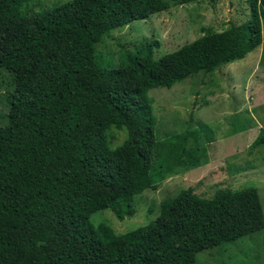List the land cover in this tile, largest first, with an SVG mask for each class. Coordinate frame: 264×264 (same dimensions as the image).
<instances>
[{
	"label": "trees",
	"instance_id": "1",
	"mask_svg": "<svg viewBox=\"0 0 264 264\" xmlns=\"http://www.w3.org/2000/svg\"><path fill=\"white\" fill-rule=\"evenodd\" d=\"M29 1L0 0V264H197L264 229L254 188L210 197L189 188L190 206L164 203L160 217L124 234L90 223L106 209L132 217L136 197L208 159L189 131L156 138L149 92L255 51L264 0L159 60L157 42L122 47L116 67L97 53L111 32L201 0H71L22 14ZM113 129L127 131L117 148ZM263 146L264 130L251 147Z\"/></svg>",
	"mask_w": 264,
	"mask_h": 264
},
{
	"label": "rangeland",
	"instance_id": "2",
	"mask_svg": "<svg viewBox=\"0 0 264 264\" xmlns=\"http://www.w3.org/2000/svg\"><path fill=\"white\" fill-rule=\"evenodd\" d=\"M69 1L31 0L21 12H42ZM246 1L201 0L172 6L145 21L114 30L97 46V53L107 66L116 67L122 47L157 42L151 56L159 60L199 39L209 29L222 32L231 23L242 22L248 12ZM262 29L261 46L243 60L213 74L199 73L171 89L149 92L156 138L163 140L189 131L194 138H201L208 159L196 169L165 180L158 190L149 189L136 197L132 217L120 221L110 209L94 213L90 219L94 227L105 224L124 234L146 226L160 217L164 203L167 207H173V203L178 209L190 206L192 202L183 195L189 188L205 197L221 189L254 188L264 212V146L251 147L264 130V20ZM113 134L111 148H117L126 140L127 131L113 129ZM197 264H264V229L199 254Z\"/></svg>",
	"mask_w": 264,
	"mask_h": 264
}]
</instances>
